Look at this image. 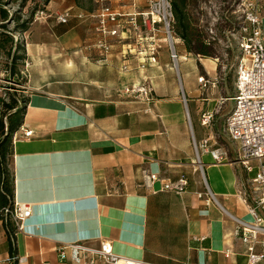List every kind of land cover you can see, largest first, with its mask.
<instances>
[{
  "label": "crops",
  "instance_id": "obj_1",
  "mask_svg": "<svg viewBox=\"0 0 264 264\" xmlns=\"http://www.w3.org/2000/svg\"><path fill=\"white\" fill-rule=\"evenodd\" d=\"M108 4L121 13V27L106 37L105 57L94 46L101 37L90 16L98 8L94 2H57L52 16L29 23L21 41L24 112L10 169L13 200L30 204L31 214L13 232L12 251L0 221V264H88L69 249L60 257L57 249L71 242L97 248L102 241L120 256L149 264H246V245L230 216L252 220L239 190L254 171H245L232 154L230 161L214 162L201 152L198 162L193 147L208 135L227 138L225 107L234 82L221 92L217 76L207 72L214 82L201 86L202 58L183 44L171 66L161 31L155 61L143 62L131 47L126 20L144 10L146 0ZM67 9L68 21L57 23L54 14ZM137 22L144 31L139 16ZM191 71L198 93L186 78ZM203 111L213 114L209 125L200 123ZM20 128L31 135L22 136ZM149 173L157 179L149 180ZM180 176L187 179L182 192L163 189ZM205 189L213 200L206 201Z\"/></svg>",
  "mask_w": 264,
  "mask_h": 264
},
{
  "label": "built area",
  "instance_id": "obj_2",
  "mask_svg": "<svg viewBox=\"0 0 264 264\" xmlns=\"http://www.w3.org/2000/svg\"><path fill=\"white\" fill-rule=\"evenodd\" d=\"M110 0H93L94 5L98 6L96 11L90 12V16L95 19L94 29L100 33V38L94 43L102 57H105L110 50V43L107 36H114L117 29L121 27V13L108 4ZM120 6H127L129 3L133 6L134 0H114ZM167 14L171 17V7L167 3ZM236 11L239 12L241 23L238 27L237 48L238 57L234 75V95L232 96V107L224 117V131L230 140H237L240 143V152L236 153L237 160L247 172H253V176L239 190L242 202L245 204L247 212L251 216V221L247 222L230 216L235 222V236L246 245V264H264V0H236ZM46 15L42 10H36L33 13L32 20ZM71 16L69 9L55 13L53 18L57 23H66ZM79 12L77 17H82ZM144 28L141 29L137 22V17ZM162 19L165 24V32L169 39L170 59L176 67L178 54L174 48V41L169 29L167 15L164 13ZM127 23L129 29L134 35V53L138 57L144 56L150 62L155 61L157 53V34L161 31V0H146V8L141 11H132L128 14ZM112 25V27H110ZM1 58V56H0ZM10 64V62H8ZM26 66V60L23 61ZM1 66V63H0ZM126 68V65H123ZM3 69V70H2ZM5 73V75H4ZM8 67H0V82L11 81L7 86L12 88L15 85H21L13 81L9 76L5 80ZM20 74L22 72L20 71ZM9 75V73H8ZM197 82L205 86L210 82L205 76L199 75ZM127 93L147 91L142 87H124ZM7 102L2 98L0 91V112L3 110L2 102ZM212 112L203 111L200 114V123L209 125ZM21 135L29 137L31 130L20 128ZM18 135L16 131L12 134V141ZM193 147L196 153L197 161L199 154L207 153L214 162H224L231 160V152L224 143H219L215 136H207L200 142L193 141ZM149 180L157 179L153 173L147 174ZM204 179V178H203ZM205 180V179H204ZM187 185V179L180 176L175 180H166L163 189L180 193ZM201 196V194H198ZM206 201L213 200L209 189H205ZM31 214L30 204L22 201L13 200L7 206L0 207V221L4 223L10 221L14 226V232L21 231L23 222ZM69 249L75 256L85 257L88 264L103 262L104 264H149L143 261L133 260L120 256L112 251L107 241H102L95 248L86 246L80 242H71L62 244L57 251L60 257H64L65 251ZM13 258V257H12Z\"/></svg>",
  "mask_w": 264,
  "mask_h": 264
},
{
  "label": "rangeland",
  "instance_id": "obj_3",
  "mask_svg": "<svg viewBox=\"0 0 264 264\" xmlns=\"http://www.w3.org/2000/svg\"><path fill=\"white\" fill-rule=\"evenodd\" d=\"M189 10L191 14V18L194 19V26L197 28V32L201 35V37L207 41V46L210 51V56L201 57L193 52H189L192 56H196L197 58H202L201 65H199V74L203 76H207V74H211L212 76H217L218 81L216 82V88L223 92L225 87L229 89L233 86L234 75H235V67L236 61L238 57V48H237V37L239 34L238 27L241 23V19L239 18V12L236 11V0H189ZM8 2V1H7ZM65 4L66 0H11L10 4L4 5L8 14L15 13L16 16H19L18 22H24L28 17H30L31 13H34L36 10H42L49 15L53 11V7H57L56 3ZM22 3V5H21ZM74 3L78 7H86L87 4H90L87 0H79L77 4L74 0ZM169 4V0H161V50L164 49L167 51L168 56L170 54L169 48V39L165 32V24L162 19V15L166 13L167 20L169 22V29L171 30V34L174 41V48L177 54H179L177 48V44H183L182 41L176 36L173 28L172 21V13L171 17L168 16L166 4ZM170 5V4H169ZM171 9V8H170ZM43 18V17H42ZM16 25V20L12 18H8L5 21V27L1 29L0 27V38H4V34L11 37L14 41H22L25 35H27V30L25 32H15L14 26ZM264 27V25H263ZM174 31V32H173ZM42 32V31H41ZM184 47V46H183ZM10 50V51H9ZM14 48L10 49V43H6L5 48L2 52H0V63L3 68H9V59H11V51ZM10 52V53H9ZM9 53V55H7ZM179 56V55H178ZM179 59V58H178ZM180 61V60H179ZM169 62L171 66H174L172 60L169 56ZM180 64V62H179ZM0 66V67H1ZM180 68L181 64H180ZM3 70V69H2ZM206 73H205V72ZM208 72V73H207ZM184 73V72H182ZM5 75V73H4ZM194 71L188 72L186 78H190V82L195 93L196 84L194 82L195 79ZM8 73H6L5 80H7ZM184 78V74H182ZM183 80V79H182ZM184 81V80H183ZM11 81H3L0 82V91L2 92V98L6 101H9V96L12 94H20L22 85H15V88H9L7 86H11L9 83ZM17 92V93H16ZM214 93H216L213 89ZM20 96V95H19ZM233 101L230 99L227 101L225 110L228 111L231 109ZM190 114L193 115L191 110V103L188 102ZM192 117V116H191ZM6 121L4 120V125ZM221 133L222 126L220 127ZM219 141H222L229 148L231 154L234 156L236 153L240 152V143L237 140H228L222 134V138L219 137ZM236 157V156H235ZM11 160L8 159V168L10 169Z\"/></svg>",
  "mask_w": 264,
  "mask_h": 264
},
{
  "label": "trees",
  "instance_id": "obj_4",
  "mask_svg": "<svg viewBox=\"0 0 264 264\" xmlns=\"http://www.w3.org/2000/svg\"><path fill=\"white\" fill-rule=\"evenodd\" d=\"M87 1L89 3L93 2V0ZM75 2L78 4L79 0H75ZM10 3L11 0H0L1 29L5 27V21L8 18H12L16 20L14 31L17 33L25 32L29 23L32 21L33 13L24 22L20 23L18 22L19 16H16L15 13L8 14L6 8H4V5ZM189 3V0H169L173 21L172 29L175 31L173 32L182 41L186 52H193L201 57H208L210 56V51L207 46V41L201 37L197 32V28L194 26L195 22L191 18ZM8 42L10 43V49L14 48L11 51V59H9V77L16 83L21 84L19 65L25 60L21 41L16 40L13 42L10 36L4 34V38H0V52L3 51ZM12 88L15 87L12 86ZM2 108L3 110L0 112V207L9 205L13 199V176L11 169L8 168V159L11 160L12 134L22 122L24 105L21 103V98L18 94H12L9 96V101L2 102ZM4 120L6 121L5 125ZM2 226L7 236L10 251H12L11 241L14 226L10 221L2 223Z\"/></svg>",
  "mask_w": 264,
  "mask_h": 264
}]
</instances>
